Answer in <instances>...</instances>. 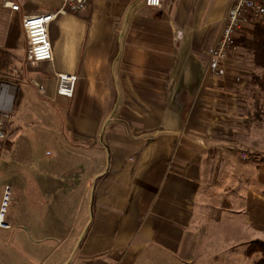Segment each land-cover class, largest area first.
<instances>
[{"label":"crops","instance_id":"0c3cea01","mask_svg":"<svg viewBox=\"0 0 264 264\" xmlns=\"http://www.w3.org/2000/svg\"><path fill=\"white\" fill-rule=\"evenodd\" d=\"M4 1L0 49L61 111L48 118L61 124L56 157L12 192L32 264H264L245 254L264 242V93L225 94L247 91L245 53L220 78L208 70L226 0L196 11L92 1L50 23L52 60L35 68L22 19L56 13L61 0H7L18 11ZM56 73L77 77L72 98L56 95Z\"/></svg>","mask_w":264,"mask_h":264},{"label":"rangeland","instance_id":"374dc122","mask_svg":"<svg viewBox=\"0 0 264 264\" xmlns=\"http://www.w3.org/2000/svg\"><path fill=\"white\" fill-rule=\"evenodd\" d=\"M211 1L187 0L185 2L184 0H174V5L177 7L181 4H187L193 8L195 7L194 11H196L198 9L197 5L201 4V2L207 5ZM204 10L205 7L202 8V11L198 10V14L201 13L199 18L202 20L204 19L203 15H205ZM261 18L252 21L255 22ZM252 21L245 24L238 31L236 38L251 37ZM4 24H6V20H4ZM14 63L15 60L12 58L11 64L8 65L6 70L8 77L12 69L16 70L13 66ZM243 76L245 77L246 74H243ZM236 79L245 80L240 75L236 76L234 80ZM247 80L250 82V78ZM17 82L23 92V100L14 110L7 123V141L9 145H0V194L2 188L8 185L13 192V196L23 180L31 181L32 178L36 180L41 170L48 168L51 161L56 157L58 149L61 148V140L54 138V134H58L57 131H61V124L57 120L48 119L54 117L55 114L57 116L60 115L61 111L57 110L56 106L53 107L51 103L42 99L31 89L27 84V78L22 80V77H20ZM248 85L249 83L245 85L246 92L241 90L235 95L234 90L228 89L229 92L225 94L235 99V101L253 98L254 94L249 90ZM8 124H11L9 128ZM11 204L6 215V222L10 224V229L0 233V264H32L30 254H27L25 250L23 252L19 243L21 236H27V234L22 233L23 228L19 226L18 222L15 223L12 220L14 204Z\"/></svg>","mask_w":264,"mask_h":264},{"label":"built area","instance_id":"2783aa9c","mask_svg":"<svg viewBox=\"0 0 264 264\" xmlns=\"http://www.w3.org/2000/svg\"><path fill=\"white\" fill-rule=\"evenodd\" d=\"M95 0H61V7L56 13H43L24 16L22 29L26 40V62L35 68L43 62L52 60L51 46L48 37L50 23L58 14H80L85 11L90 2ZM150 9H161L165 0H143ZM227 12L223 20L221 31L215 44L208 50V70L214 78L223 75V66L230 57L243 54V50L235 44L236 34L241 28L264 15V0H226ZM3 7L11 11H18L19 7L7 0ZM55 93L59 97L70 99L74 95L77 77L63 73H56ZM19 74L12 69L8 78L0 77V145L6 146L7 123L14 112V101L17 90L20 88L17 80ZM39 96H45L44 88L37 82H32ZM13 201L12 190L5 185L0 194V233L9 230L6 215Z\"/></svg>","mask_w":264,"mask_h":264},{"label":"trees","instance_id":"16d2710c","mask_svg":"<svg viewBox=\"0 0 264 264\" xmlns=\"http://www.w3.org/2000/svg\"><path fill=\"white\" fill-rule=\"evenodd\" d=\"M252 35L250 38L238 37L235 44L240 47L244 53L252 58V67L250 73L249 90L253 93H264V17L252 21ZM12 56L0 49V77L8 78L7 67L11 64ZM21 100V91L17 90L14 110H16ZM11 124H8V128ZM258 253L264 258V242L256 240L248 244L245 254L252 256Z\"/></svg>","mask_w":264,"mask_h":264}]
</instances>
